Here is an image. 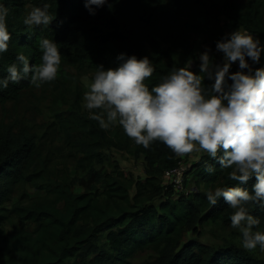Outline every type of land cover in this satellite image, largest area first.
<instances>
[{
  "label": "trees",
  "instance_id": "16d2710c",
  "mask_svg": "<svg viewBox=\"0 0 264 264\" xmlns=\"http://www.w3.org/2000/svg\"><path fill=\"white\" fill-rule=\"evenodd\" d=\"M0 2L9 8L12 34L0 53V77L19 51L39 64L41 36L57 41L61 51L54 80L35 87L21 79L0 89V264H132L139 253L146 255L139 264H264L229 241H184L187 231L199 235L204 225L230 221L232 208L222 206V198L215 205L206 199L214 185L236 183L228 170L205 156L188 170L194 189L175 192V182L163 178L180 156L163 141L148 148L135 144L118 124L100 128L83 107L81 83L97 64L115 67L121 51L149 55L155 64L150 86L188 59L199 71L190 34L207 26L212 56L216 40L227 33L221 16L231 30L246 28L264 42V0H105L94 15L83 0H46L54 17L47 26L26 25L23 15L25 3L32 8L45 0ZM167 15L174 29L162 45L159 26ZM261 65L264 53L255 67ZM23 99L32 106L43 100L48 116L38 122L5 116L8 103ZM112 148L141 156L144 176L124 170ZM249 207L264 231V209L254 202Z\"/></svg>",
  "mask_w": 264,
  "mask_h": 264
},
{
  "label": "clouds",
  "instance_id": "9594fccd",
  "mask_svg": "<svg viewBox=\"0 0 264 264\" xmlns=\"http://www.w3.org/2000/svg\"><path fill=\"white\" fill-rule=\"evenodd\" d=\"M90 14L105 0H83ZM50 5L33 6L24 17L26 25L47 26L53 20ZM9 8L0 2V53L9 47ZM41 62L30 63L23 51L6 67L0 89L9 82L28 79L35 87L57 77L61 65L58 42L41 36ZM222 61L215 62L206 46L199 53V71L192 61L173 65L159 82L149 85L155 71L149 55L117 54L115 67L97 64L82 94L83 107L102 129L120 125L135 144L148 148L163 141L178 156L193 151L207 153L227 171L231 185L216 184L206 190V199L215 205L223 199L234 211L231 227L237 229L241 246L264 251L260 219L250 211V202L264 209V65L254 67L264 53L259 34L246 28L224 33L215 42ZM238 62L235 71H230ZM207 77L211 84H205ZM206 170L214 169L206 163ZM254 177L250 187L248 182Z\"/></svg>",
  "mask_w": 264,
  "mask_h": 264
},
{
  "label": "rangeland",
  "instance_id": "374dc122",
  "mask_svg": "<svg viewBox=\"0 0 264 264\" xmlns=\"http://www.w3.org/2000/svg\"><path fill=\"white\" fill-rule=\"evenodd\" d=\"M24 17L28 14V12L31 10L28 3L24 4ZM221 26L226 32L232 31L230 28L227 27V20L224 16H221ZM162 22L159 26L160 35L159 38L162 41V45L168 43V35L170 32L174 29V25L172 23H168L169 16H162L161 17ZM165 19L167 23H165ZM207 26H204L203 29L199 32H194L190 34V42L193 47V50L195 54L199 57V53L205 49L207 46L209 50H211L210 42L206 38V30ZM211 55V52H210ZM222 52L220 51H214L212 53V58L215 62H221L222 61ZM192 61V66L194 65L193 59H188V61ZM232 66H234L236 69L238 67V62H233ZM255 67V65H254ZM90 74H84L81 76V83L83 85V90H86L87 83L91 80ZM6 114L5 116H8L9 118H13L14 116H18L19 118H24L28 122H38L42 116H48V113H45L46 107L45 102L43 100H40L37 105L32 106L31 101L28 100H20L17 103H8L6 105ZM45 113V114H44ZM44 114V115H43ZM114 151V154L116 158L118 159L121 167L124 170L132 171L135 175H138L140 177L144 176L143 168H144V162L142 160V157L139 158H133L131 156H127L126 154H122L119 150L112 148ZM209 156L207 153L202 152H196L193 151L192 153H187L183 156H180L179 166L181 167L184 179H187V184L182 185L181 188H175V192L182 191L186 193V189L189 188V190L194 189V180L192 178V173H188V170L192 168L201 158ZM167 175V174H166ZM164 176V181H170V177ZM178 194V193H176ZM155 204H159L160 198H157L154 200ZM224 207L229 206L226 202L222 205ZM234 210H231V213ZM191 238H197L199 241L207 244H222L225 241H229L232 243H235L239 247L241 246V237L237 229H234L231 227L230 221H217L213 224L204 225L201 228V233L199 235L192 234L191 231H187L184 235V241L191 239ZM243 248V247H242ZM244 249V248H243ZM246 250V249H245ZM250 254L260 258L264 259V251L260 250L259 247L251 250H247ZM146 257L145 253H139L136 257L133 258L132 264H139L141 261Z\"/></svg>",
  "mask_w": 264,
  "mask_h": 264
},
{
  "label": "built area",
  "instance_id": "2783aa9c",
  "mask_svg": "<svg viewBox=\"0 0 264 264\" xmlns=\"http://www.w3.org/2000/svg\"><path fill=\"white\" fill-rule=\"evenodd\" d=\"M165 175L167 177H170V181L175 182V188H181L182 187V185H183L182 182H183L184 176H183L181 167L179 165L167 170L165 172Z\"/></svg>",
  "mask_w": 264,
  "mask_h": 264
}]
</instances>
